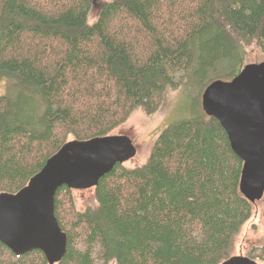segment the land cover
Listing matches in <instances>:
<instances>
[{
	"label": "trees",
	"instance_id": "1",
	"mask_svg": "<svg viewBox=\"0 0 264 264\" xmlns=\"http://www.w3.org/2000/svg\"><path fill=\"white\" fill-rule=\"evenodd\" d=\"M0 0V193H16L68 140L111 134L137 109L159 110L195 75L229 80L248 49L264 57V0ZM242 162L203 111L164 128L144 164H116L74 212L68 188L54 214L66 234L57 264H221L253 205ZM262 217L264 220V195ZM264 262V244L247 254ZM0 264H46L40 251Z\"/></svg>",
	"mask_w": 264,
	"mask_h": 264
},
{
	"label": "water",
	"instance_id": "2",
	"mask_svg": "<svg viewBox=\"0 0 264 264\" xmlns=\"http://www.w3.org/2000/svg\"><path fill=\"white\" fill-rule=\"evenodd\" d=\"M200 104L206 116L218 121L242 162L239 191L255 204L264 195V59L245 64L229 80H212L202 90ZM136 154L137 147L126 134L68 140L24 187L0 193V243L15 256L37 250L46 264L59 263L67 237L54 214L57 189L95 188L116 164ZM221 264L258 263L233 255Z\"/></svg>",
	"mask_w": 264,
	"mask_h": 264
},
{
	"label": "rangeland",
	"instance_id": "3",
	"mask_svg": "<svg viewBox=\"0 0 264 264\" xmlns=\"http://www.w3.org/2000/svg\"><path fill=\"white\" fill-rule=\"evenodd\" d=\"M103 0H95L92 4L88 21L91 23L98 14L99 3ZM255 48L248 49V56L245 64L263 60ZM204 81L200 76L195 75L193 81L186 87L181 85L168 90L163 104L157 112L146 115L142 110L137 109L131 113L127 121L115 129L111 134H126L132 143L137 147L136 156L124 163L128 168L141 166L149 156L152 145L158 134L167 126L194 117L201 112V93ZM3 92V84L0 82V94ZM71 205L74 212L84 211L88 206H95L93 197L94 190H70ZM262 203L260 201L253 205L250 219L241 227L235 236L230 250V256H247L248 252L255 246L264 244V220L262 217ZM258 264H264L261 260H255Z\"/></svg>",
	"mask_w": 264,
	"mask_h": 264
}]
</instances>
